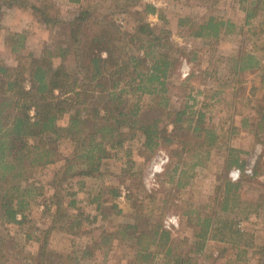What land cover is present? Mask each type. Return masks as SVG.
Listing matches in <instances>:
<instances>
[{
  "label": "trees",
  "instance_id": "obj_1",
  "mask_svg": "<svg viewBox=\"0 0 264 264\" xmlns=\"http://www.w3.org/2000/svg\"><path fill=\"white\" fill-rule=\"evenodd\" d=\"M39 1L40 5L30 0H0V12L6 7H29L47 27H60L66 38L63 45L48 48L37 59L33 54L22 53V36L19 35V40L8 42L12 52L18 55V64L0 66V208L6 221L23 223L27 219L25 210L29 201L25 196L30 195L31 189L23 188L22 184L28 182L30 169L63 161L59 185L73 177L101 176L112 150L123 146L125 129L141 131L146 137L144 144L150 150L161 145L160 138L167 145L179 141L180 157L191 149L187 141L190 134L202 137L203 146L213 147L216 133L205 126L203 110L198 112L196 120L188 114L189 105L173 112L170 117L174 116L171 133L174 134L170 137L166 135V128L159 127V121L145 125L141 121V102L145 95L160 96V105L169 109L171 76L182 60L189 58L187 47L175 42L169 29L154 26L147 20L148 15L158 13L156 5L144 3L143 9H136L141 0H114L116 10L102 12L111 7H107V0L90 1L87 5H81L83 0H67L80 7L74 17L63 19L56 5ZM238 2L246 13V25L264 12V0ZM120 12L132 16L133 29L126 30L114 18L113 15ZM234 27L231 20L211 16L192 27V36L218 40L222 33L231 34ZM15 36L18 35H11V39ZM69 57L76 59V71L72 74L56 67V61ZM65 116H69L66 126L60 124ZM66 135L72 136L75 148L69 156L62 157L59 142ZM262 158L256 162L254 176L264 168ZM236 164H239L238 159L232 161L230 155L224 168L230 171ZM202 165L204 163L198 161L193 167ZM179 169L177 164L175 172ZM219 180L223 181L221 187L224 186L226 196L221 210L234 212L240 202L237 191L241 182L232 183L226 176ZM112 194L114 198L119 197L117 189H113ZM70 195L73 197L76 193ZM131 198L128 196L129 200ZM154 202L155 196H152L150 203ZM60 203L62 200H57L56 204ZM75 204V200L69 203L70 206ZM151 204L147 207L142 202L136 203L134 220L120 224L115 232L104 230L100 243L111 244L116 240L119 245L126 244L130 248L126 254L128 260L120 264H201L210 237L217 238L212 235L214 218L198 216L194 222L190 217V224L198 228L193 240L188 237L178 240L164 228L162 210L158 211L160 217L153 220L157 209ZM112 208L118 210L117 215L123 213L117 202H113ZM101 209L99 202L98 210ZM56 210L59 218V206ZM145 210L148 213L145 214ZM68 231L72 232L70 228ZM233 232L240 234L239 229ZM94 246L99 247V242ZM91 248L86 247L84 258L93 255ZM44 253L45 247L40 258ZM237 259L241 256L237 255ZM40 264H43L41 260Z\"/></svg>",
  "mask_w": 264,
  "mask_h": 264
},
{
  "label": "rangeland",
  "instance_id": "obj_2",
  "mask_svg": "<svg viewBox=\"0 0 264 264\" xmlns=\"http://www.w3.org/2000/svg\"><path fill=\"white\" fill-rule=\"evenodd\" d=\"M44 1L56 5L63 19L74 17L80 7L67 0ZM90 1L102 0H83L81 5H87ZM30 2L41 4L39 0ZM107 2V7H111L101 10L102 12L116 10V1ZM144 3L154 4L158 8V13L148 15L147 20L154 26L169 29L173 40L187 47L189 53V58L183 59L182 64L171 76L169 109L160 105L162 102L160 96L145 95L141 102L142 123L153 124L157 120L159 127L166 128V135L170 137L174 134H171L174 129L172 122L174 116L170 115L186 105H191L193 100L190 93L202 84L200 81L203 80L210 65L212 67L210 57L215 58L214 66L222 71L221 57L224 47L228 48V43L224 44L220 38L212 41V38L192 36L194 31L192 27L211 16L224 17L240 27L244 25L245 16L243 11L238 9V0H141L136 9H143ZM113 16L126 30L134 28L135 20L128 13L120 12ZM263 26L264 18L261 13L252 20L251 27L244 30L246 32L242 34L243 38L246 40L250 38L252 32H247L248 30L256 31V28L260 30ZM14 34L18 36L12 40L11 35ZM19 35L22 36V53L33 54L37 59L41 58L48 48L63 45L66 41L60 27H47L37 19L29 7L3 8L0 12V66L15 67L18 64V55L12 52L8 42L19 40ZM228 39L232 45L240 41L236 34H231ZM57 66L72 74L76 71V59L69 57L58 60ZM192 72L197 73L195 75L197 78L194 76L188 80L187 77ZM199 73L201 74L198 76ZM196 96L198 100L203 97L205 103V95ZM130 101L131 99L127 103ZM203 108L206 111L205 104ZM188 114L197 119L198 114L194 113L193 109L189 108ZM68 121L69 116H65L60 124L66 126ZM205 126L214 130L216 135L220 133L222 136L224 133L223 138L221 137L223 148L213 149L214 155L217 156L219 153L224 156V160L211 161L208 147L202 145L204 142L202 137L187 135V141L192 146L190 151L180 157L182 147L179 141L167 145L160 138L161 145L150 150L144 144L146 137L141 131L125 129L122 137L123 146L112 150V157L104 162L101 176L73 177L59 185L63 161L44 168L30 169L28 182L22 184L23 188L31 189L30 195L25 196L29 201V206L25 210L27 219L23 223H9L0 208V264H40V260L43 264H120L121 261L126 263L128 260L126 254L130 248L126 244L119 245L116 240L111 244H102L101 235L104 230L115 232L120 224L134 220L137 210L135 204L142 202L148 207L152 196H155V202L150 206L157 209L153 220L160 217L158 211L161 210L164 213L163 226L167 217H179V228L170 231L178 240L183 237L193 240L198 228L190 224V217L194 222L198 216L214 218L215 230L212 235L218 239L225 238L226 242L221 246L215 245L212 250L209 249L212 252H205L201 264H225V256L230 259L228 264H263L261 262L264 260V168L258 176L245 177L241 181L243 185L238 191L241 203L235 207L234 212L221 210L226 196L224 186L221 187L223 181L219 178L229 173V170H225L224 163L230 155L232 161L237 160L239 155L235 148L229 151L228 143L231 146H242L248 151L247 155L241 154L243 160L235 166L243 163L244 166L253 165L255 170L254 139L248 134L238 137L230 132V129L225 131L217 127L212 128L207 121ZM74 148V139L70 135L64 136L59 142V153L62 157L69 156ZM160 155L168 156L169 162L161 174L150 179V168ZM198 161L204 163L206 167L199 166L197 169L193 167ZM177 164L180 169L175 172ZM216 168H219L221 173L218 181L215 175L214 177L212 174L208 175L209 172L216 171ZM181 170H184L182 175ZM113 189L119 191L118 198H114ZM70 193H76V196L72 197ZM128 196L132 198L129 200ZM57 200H62V203L57 205ZM72 200L76 201L74 206L69 205ZM99 202L102 203L101 210H98ZM113 202H117L119 209H123L121 215H117L118 210L112 208ZM232 204L231 202L230 205ZM56 206H59L61 211L59 218L56 216ZM192 211L196 212L192 214ZM188 212L192 216L188 215ZM146 213L148 210H145ZM247 217L249 220L243 221L244 224L238 225L236 222ZM18 219H22L20 215ZM68 228L72 232L68 231ZM237 229L244 230L236 234L233 231ZM96 241L100 245L97 248L94 246ZM252 244H257V247L252 248ZM44 247L45 253L40 258ZM86 247H92L94 251L88 258L83 257ZM250 249L254 250L253 255H250ZM216 251L221 257L219 255V258H214L212 253ZM237 255L241 256L240 260L237 259Z\"/></svg>",
  "mask_w": 264,
  "mask_h": 264
},
{
  "label": "crops",
  "instance_id": "obj_3",
  "mask_svg": "<svg viewBox=\"0 0 264 264\" xmlns=\"http://www.w3.org/2000/svg\"><path fill=\"white\" fill-rule=\"evenodd\" d=\"M238 9L240 11L242 10L246 17V13L241 8L240 3L238 4ZM251 25L252 23L246 25L245 18L244 25L239 27L235 24L231 34H236L238 40H240L239 43L235 45H232L231 40L228 39L231 34L222 33L220 35V40H222L224 44L228 43V48L227 46L224 47L223 55L221 57L223 66L222 71H219V68L214 66L215 58L210 57L212 67L210 65L208 72L202 78L203 80L200 81L202 84L200 86L198 85L199 87L195 88V91L190 93L193 102L189 106L190 109H193V112H197V114L203 110L206 114L205 121H207L208 124H211L212 128L217 127L218 129L225 131L226 129H230V132L238 137L245 134L252 136L254 139L253 143L256 145L253 150L254 154H256L254 157L258 160L262 157V159H264V26L260 30L256 28L257 32L252 29L248 30L247 32H252V34L250 38L246 40L243 38L242 34L246 32L244 30L249 29ZM200 74L201 73H199L198 76ZM195 75H197V73L192 72L187 78L192 79ZM197 94L205 95V103L203 97L198 100L196 96ZM204 104L206 111L203 109ZM223 135L224 133L222 136ZM222 136L220 133H217L216 139L213 142V147L210 149L208 148V152L210 151L208 155L211 156V161L216 162L222 159L224 160V156L219 153L215 156L213 152V149L215 148L218 150H220L221 147L223 148L224 144L221 143ZM228 147L229 151H231V148H235L239 153L237 156L238 161L243 160L241 159V154H248V151L246 150L247 148H243L242 146H231V144L228 143ZM252 156L253 154L251 153V157ZM202 167H206V165H202ZM197 168H199V166H196V169ZM216 169L217 170L214 172H209L208 175L210 176V174H212L213 177L215 175L216 180L218 181L217 178L221 173L219 168ZM225 174L226 177H228V173ZM242 185L243 184H241L239 190ZM238 191L237 195L240 199ZM239 203L241 202H238L237 206L240 205ZM248 220L249 217L236 222L239 225L240 223L242 224L243 221ZM240 230L243 231L244 229ZM209 241L206 252L210 251L209 249L212 250L215 245L221 246V244L223 245V243L226 242L225 238L219 240L212 236ZM253 246L257 247V244H252V248H254ZM250 250V255H253L254 250ZM224 251H226V249H224ZM212 254L215 257H218L219 255L221 257V254L218 251ZM224 260L225 264L230 262L228 256H225Z\"/></svg>",
  "mask_w": 264,
  "mask_h": 264
},
{
  "label": "built area",
  "instance_id": "obj_4",
  "mask_svg": "<svg viewBox=\"0 0 264 264\" xmlns=\"http://www.w3.org/2000/svg\"><path fill=\"white\" fill-rule=\"evenodd\" d=\"M262 17L264 18V12H262ZM186 76V75H185ZM257 161L256 157L254 162ZM169 162V158L166 155H160L157 160L153 163L150 168V179L155 178L158 174H161L166 165ZM256 164V163H255ZM254 166L247 165L244 168L234 167L228 173V178L232 183H240L245 177H254L255 175ZM180 226V219L177 216H169L164 221V228L168 231H173L178 229Z\"/></svg>",
  "mask_w": 264,
  "mask_h": 264
}]
</instances>
